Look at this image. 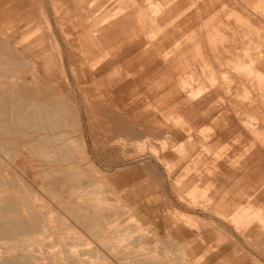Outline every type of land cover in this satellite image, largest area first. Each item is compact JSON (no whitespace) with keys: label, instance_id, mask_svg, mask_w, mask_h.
<instances>
[{"label":"rangeland","instance_id":"374dc122","mask_svg":"<svg viewBox=\"0 0 264 264\" xmlns=\"http://www.w3.org/2000/svg\"><path fill=\"white\" fill-rule=\"evenodd\" d=\"M190 1L182 0L180 11L194 12ZM218 4L193 27H177L179 17L136 22V39L155 45V62L165 54L174 59L160 68L145 67L134 43L115 56L106 54L115 42L77 39L93 19L130 9L128 0H0V189L7 190L0 198L13 200L7 216L37 226L19 237L39 244L34 264H63L47 259V245L51 254L70 257L65 264H81L74 257L82 264H208L202 261L223 247L233 258L245 254L246 264H264L256 229L244 239L224 223L264 231L259 205L243 197L245 206H223L264 181V172H252L257 177L244 185L226 175L264 139L263 84H233L235 65L264 60V0ZM21 36L31 49H14L24 39L12 37ZM199 52L208 57L205 68ZM89 63H96L91 71ZM255 70L264 82V70ZM173 83L175 100L168 96ZM203 86L214 92L191 119L172 110L181 100L195 104L190 91ZM226 115L258 130L228 133ZM164 219L187 229L189 240L211 233V250L201 258L166 233ZM216 263L228 264L222 254Z\"/></svg>","mask_w":264,"mask_h":264},{"label":"crops","instance_id":"0c3cea01","mask_svg":"<svg viewBox=\"0 0 264 264\" xmlns=\"http://www.w3.org/2000/svg\"><path fill=\"white\" fill-rule=\"evenodd\" d=\"M241 1L244 5H247L252 0H241ZM190 2L195 4L194 12L193 11L185 12L184 10L180 11L182 10L181 8L184 7V3L182 2V0L180 1L168 0L167 2H163V4L156 3L153 0H128L130 9L119 11V12H113L112 14L104 15L102 17L93 19L91 23L93 27L82 30L79 33L77 39H79L80 36L82 38L86 37V39L88 40L87 41L88 43L86 42V45H97V44L108 45L109 43H110L109 45H111V43L115 42L116 48H114V52L111 53L110 51H108L106 53V54H111V55H115L118 51H121L125 47L130 46L131 43H134L133 45L139 48L135 54H137V57L141 59V62L145 67L150 64H154L155 67L160 66V68L162 67L165 68L167 66H170L172 62L174 61V59L169 58V55L165 54L161 62H155V60L152 59V58L155 59L156 57V55L154 54V51L152 50L153 46L155 45L149 47L148 45L141 44L140 41H137L136 39L137 37L135 35L137 34V31L135 29V26H136L135 24L137 22L140 24V26L141 25L143 26V24H146L147 21H150L154 24H157L156 22L158 21H161V23L162 22L164 23L165 21L166 22L175 21L176 18L179 17L180 21L179 23H177V27H181V26L185 28L193 27L197 25L198 22H200L203 17H207L211 13H213L214 10L219 6L218 4L219 0H201V1L191 0ZM16 39H20V40L24 39V41L22 42L21 44L22 46L20 48L14 47V49L29 50L32 48L31 46L25 47V42H26L25 36H21L18 38L12 37V40H16ZM201 41L202 40H199L198 42L193 44V48L198 49L200 47ZM26 45H31V44H26ZM178 47H179L178 40L174 39L169 46V51L174 53L178 50ZM198 55L201 60L200 63L205 68L208 65V57L204 56V54H202L201 52H199ZM253 61H255L257 64L254 63L251 66L249 65L245 67H239L238 65L234 66L238 75L234 76V78L236 77L235 78L236 80H234L236 82L233 84H235V86L240 84V85H245L249 87L255 86L256 84H259V85L263 84V88H262L263 92H260V93L264 94V82L260 83L256 79L257 76L254 75L256 72L255 69H257L259 73H260V70L262 71L264 70V60L259 61L257 58H255V60ZM92 65H93L92 63L88 64V68L90 69V71L94 69V66L96 65V63H94L93 67ZM63 67H64V56L60 59V68L63 69ZM80 68L82 70L84 69L83 66H80ZM244 69H245V76H243L242 71H240ZM255 80H256V83H255ZM214 85H215V81L212 77L210 79L209 86H211L213 89L215 87ZM199 88H198L199 90L197 89L198 91L191 90L189 94V96L192 97V99H195V98L198 99L197 102H195V104L188 103V105H185L187 103L184 100H181L175 103L174 105L175 108L173 107L172 110L174 112L176 111L178 114L182 116H185L188 119H191L194 116L193 110L197 109L202 103L207 101L208 98H210L214 92L212 90H208L207 89L208 86H206V88L205 86L199 87ZM168 96H170L171 99H175L176 97L179 96L178 87L174 83L171 84L170 86ZM224 114L225 113L223 112V115ZM226 119H227L226 127L228 130V133L234 132V130L235 131L247 130V132L253 133L258 130V129H255V127H252V125L250 127H247L244 124L245 120H243L240 116H237V119L239 120L240 124H237L233 122V120H230L227 117V115H226ZM189 129L192 130L193 128H189ZM226 132H227L226 130H223L222 132L218 134V136H223L224 133ZM260 140H261L260 141L261 145L255 148L253 147L251 149L252 153L250 154L248 158L245 159V161H243L242 166L239 169L226 171L227 176L235 177L237 180V183L244 185V183L246 182H250V181L253 182V180L257 177L256 175L254 176V173L258 175L261 172H264V139L263 140L260 139ZM263 183L264 181L262 182L261 188H259L258 186L255 187L253 189V192L242 194L239 197H237L238 200L229 199L223 206L225 207L229 205L230 204L229 201L231 200L234 202L232 203L233 204L232 207L240 208L241 206L246 205V203L240 198L251 197L250 199H253L254 206L259 205V209L257 211L264 214V184ZM162 222L165 223L167 234L172 233L175 235V238L177 239V241H183L184 244L186 243V244H190L191 246H193L198 252V254L201 255V258H204V255L207 254L209 250H211L210 247L212 248V245L210 244V241H212L213 239L211 233H200L198 235V238H200L199 241L189 240L187 238L190 237V234L188 230L185 229L183 226L173 225L171 223H168L165 219ZM224 223L227 226L231 227V229L234 231V233H236L237 236L243 237L244 239L254 238V237H251L250 234H252V231L255 228L256 231L254 232V236H258L262 241H264L263 228H261L260 230V226L258 224L253 226L251 224H247L246 222L245 223L243 222V224L241 223L240 226H237L236 228H234L232 224H228L226 222ZM201 238H203L207 242L202 243ZM253 245H254V242H253ZM261 252L262 253L264 252L263 248H261ZM221 254L223 255V259H225L228 262V264H246L245 262H243V257L245 256V254H242L241 256H238L237 258H233L232 251H228L227 247L221 248L220 250L216 252V254L210 255L209 258L207 259L205 258L202 262L203 263L206 262L210 264L211 262H213L214 259L219 257ZM216 264H221V263H216Z\"/></svg>","mask_w":264,"mask_h":264},{"label":"bare ground","instance_id":"6f19581e","mask_svg":"<svg viewBox=\"0 0 264 264\" xmlns=\"http://www.w3.org/2000/svg\"><path fill=\"white\" fill-rule=\"evenodd\" d=\"M201 1V0H200ZM203 6V5H202ZM202 8V7H201ZM213 11V10H212ZM196 18V17H194ZM193 19V18H192ZM196 20V19H194ZM200 20V19H199ZM136 40V39H135ZM133 42V41H132ZM144 48V47H143ZM144 55V54H143ZM142 56V55H141ZM155 60L154 58H152ZM146 62V61H144ZM152 63V62H151ZM94 65V64H93ZM92 65V67H93ZM91 67V66H90ZM91 67V68H92ZM92 75V74H91ZM153 81V80H152ZM13 85V84H11ZM206 88V86H205ZM204 88V89H205ZM8 89V87H7ZM200 89V88H199ZM198 89V90H199ZM193 90V89H192ZM197 90V91H198ZM196 91V90H195ZM174 96V95H172ZM192 97H190L191 99ZM175 100V99H174ZM21 101V100H20ZM183 102V101H182ZM178 105V104H177ZM10 106V105H9ZM37 106V105H36ZM181 106V105H180ZM137 107V106H136ZM179 107V106H178ZM177 107V108H178ZM10 108V107H9ZM175 108V107H174ZM176 112V111H175ZM56 120V119H55ZM13 121V120H11ZM131 121V120H130ZM67 123V122H66ZM56 124V122L54 123ZM245 124V123H244ZM71 125V124H70ZM58 126V125H57ZM43 127V126H42ZM26 128V127H24ZM246 128V127H245ZM83 130V129H82ZM251 132V131H250ZM34 133V132H33ZM71 143V142H68ZM41 148V147H40ZM39 148V149H40ZM62 148V147H61ZM44 149V148H43ZM63 149V148H62ZM68 149V148H67ZM42 150V149H40ZM47 151V149H46ZM27 152V151H26ZM51 152V151H50ZM12 151L8 150L7 154L11 155ZM69 153V151H68ZM31 154V153H30ZM52 154V153H51ZM46 155V154H45ZM49 156V152H48ZM37 157V156H36ZM66 157V156H65ZM66 159V158H65ZM3 172V171H2ZM55 175V174H54ZM57 176V173H56ZM55 176V177H56ZM47 177V176H46ZM50 178V177H49ZM46 178V179H49ZM73 184V183H72ZM78 186V185H77ZM1 192H7L6 189H0ZM49 191V190H47ZM55 193V192H54ZM57 193V192H56ZM63 194V193H62ZM22 195V194H21ZM27 195V194H25ZM77 195V194H76ZM79 195V194H78ZM26 197V196H25ZM242 197V196H241ZM243 198V197H242ZM251 198V197H248ZM204 199V198H203ZM233 202V201H231ZM12 204L13 200L11 197L8 196H3L0 198V264H34V261L38 259L37 253L39 250L37 249V243L36 240H29L26 242H21L19 240L20 236L27 235L28 233H31L34 231V229H37V226L34 224H29V223H23L20 220L13 219L10 216H7L6 213L12 212ZM196 204V203H195ZM240 205V204H239ZM250 205V204H249ZM218 208V207H217ZM221 211V210H220ZM31 213V212H30ZM42 216V215H41ZM43 217V216H42ZM45 219V218H44ZM12 220V221H11ZM48 223V222H47ZM33 225V226H32ZM44 227V226H43ZM45 229V228H44ZM47 231V230H44ZM13 241V243L8 244L7 241ZM43 241V239L41 240ZM45 242V241H44ZM44 246H46L44 244ZM51 245H47L45 250L47 255V259L57 261L58 263H68L67 261L70 259L69 258H61L56 253L50 252ZM75 261L77 263H83L81 260L78 258L74 257Z\"/></svg>","mask_w":264,"mask_h":264}]
</instances>
